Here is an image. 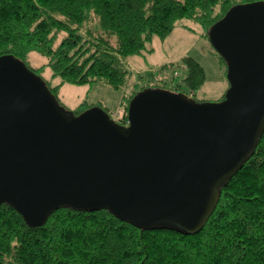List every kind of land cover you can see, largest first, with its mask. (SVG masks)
<instances>
[{"label": "water", "instance_id": "water-1", "mask_svg": "<svg viewBox=\"0 0 264 264\" xmlns=\"http://www.w3.org/2000/svg\"><path fill=\"white\" fill-rule=\"evenodd\" d=\"M209 39L228 63L226 99L149 88L131 102L129 126L100 106L76 115L21 59L2 56L0 205L30 226L72 207L203 231L264 136V1L230 10Z\"/></svg>", "mask_w": 264, "mask_h": 264}, {"label": "trees", "instance_id": "trees-1", "mask_svg": "<svg viewBox=\"0 0 264 264\" xmlns=\"http://www.w3.org/2000/svg\"><path fill=\"white\" fill-rule=\"evenodd\" d=\"M262 1L0 0V58L21 59L65 106L60 92L65 84L103 83L126 91L132 78L128 58L143 55L156 37L167 39L183 20L196 21L209 37L230 10ZM33 52L48 64L33 68L28 59ZM182 64V78L175 77L176 69L170 81L125 92L118 124L130 125V104L146 89L189 88L196 97L207 81L205 68L192 57ZM47 68L53 71L49 81L43 76ZM95 106L114 118L99 102L84 101L73 112L79 116ZM255 152L223 189L204 230L194 235L133 226L108 209L72 207L55 211L42 226H30L16 208L2 204L0 264H264V136Z\"/></svg>", "mask_w": 264, "mask_h": 264}, {"label": "rangeland", "instance_id": "rangeland-1", "mask_svg": "<svg viewBox=\"0 0 264 264\" xmlns=\"http://www.w3.org/2000/svg\"><path fill=\"white\" fill-rule=\"evenodd\" d=\"M148 48L143 55L128 58L132 78L126 91L113 89L103 83L94 84V86L65 84L60 91L62 103L73 112L77 111L84 101L91 104L99 102L112 112L122 102L125 92L140 91L143 85H151L163 79L170 81L176 69L182 71V75L185 76L182 63L186 57L197 59L207 74V81L197 92V100L204 103L221 102L231 87L228 63L220 52L216 51L205 29L196 21L183 20L172 35L167 39L154 38ZM28 59L35 69L48 64L49 61L38 52L31 53ZM43 76L48 81L52 80V69L47 68ZM53 81L54 84L61 82L60 79ZM189 91V88L185 89V92L189 93ZM114 119L119 121L118 118L114 117Z\"/></svg>", "mask_w": 264, "mask_h": 264}, {"label": "crops", "instance_id": "crops-1", "mask_svg": "<svg viewBox=\"0 0 264 264\" xmlns=\"http://www.w3.org/2000/svg\"><path fill=\"white\" fill-rule=\"evenodd\" d=\"M106 109L108 108V107H105ZM112 112H114V117L115 118H119V117H121L122 115H123V108H122V102L120 103V105L118 106V108L117 109H113V111Z\"/></svg>", "mask_w": 264, "mask_h": 264}, {"label": "built area", "instance_id": "built-area-1", "mask_svg": "<svg viewBox=\"0 0 264 264\" xmlns=\"http://www.w3.org/2000/svg\"><path fill=\"white\" fill-rule=\"evenodd\" d=\"M176 77L179 78V77H182V71L180 70H177V72L175 73ZM182 93H185V92H182ZM187 94L190 98H193V99H196V97L193 95V94H190V93H185Z\"/></svg>", "mask_w": 264, "mask_h": 264}]
</instances>
